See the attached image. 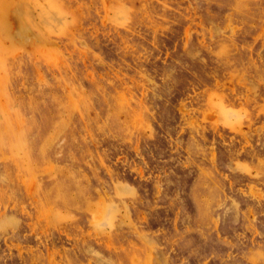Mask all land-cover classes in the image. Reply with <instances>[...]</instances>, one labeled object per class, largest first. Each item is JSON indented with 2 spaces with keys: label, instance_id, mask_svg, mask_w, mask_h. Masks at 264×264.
Masks as SVG:
<instances>
[{
  "label": "rangeland",
  "instance_id": "374dc122",
  "mask_svg": "<svg viewBox=\"0 0 264 264\" xmlns=\"http://www.w3.org/2000/svg\"><path fill=\"white\" fill-rule=\"evenodd\" d=\"M0 264H264V0H0Z\"/></svg>",
  "mask_w": 264,
  "mask_h": 264
},
{
  "label": "clouds",
  "instance_id": "9594fccd",
  "mask_svg": "<svg viewBox=\"0 0 264 264\" xmlns=\"http://www.w3.org/2000/svg\"><path fill=\"white\" fill-rule=\"evenodd\" d=\"M208 110H209V114L211 113V111L213 110L212 106L210 104H208ZM31 117H29V120L31 121ZM34 127H36V121L34 122ZM86 223V220L84 221Z\"/></svg>",
  "mask_w": 264,
  "mask_h": 264
}]
</instances>
